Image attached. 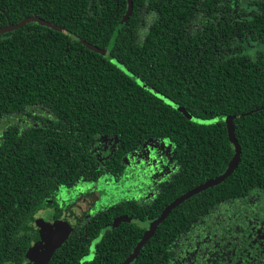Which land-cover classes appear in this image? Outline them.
<instances>
[{
    "label": "trees",
    "instance_id": "trees-1",
    "mask_svg": "<svg viewBox=\"0 0 264 264\" xmlns=\"http://www.w3.org/2000/svg\"><path fill=\"white\" fill-rule=\"evenodd\" d=\"M247 1L132 0L122 23L127 0H0V28L28 17L61 28L29 23L0 34V119L32 120L0 139V264L26 262L27 226L60 189L143 177L158 183L156 194L97 214L48 262L122 264L148 222L227 169L235 148L221 117H231L237 168L173 209L131 264L214 258L221 236L239 225L231 207L264 193V50H247L264 45V0H254L251 15L237 12ZM36 107L48 116L27 112ZM153 152L161 158L152 163ZM174 164L178 172L164 179ZM260 215L264 225L263 208ZM119 216L132 222L111 229ZM230 235L242 237L241 264H259L264 232L243 226Z\"/></svg>",
    "mask_w": 264,
    "mask_h": 264
},
{
    "label": "flooded vegetation",
    "instance_id": "flooded-vegetation-1",
    "mask_svg": "<svg viewBox=\"0 0 264 264\" xmlns=\"http://www.w3.org/2000/svg\"><path fill=\"white\" fill-rule=\"evenodd\" d=\"M257 3L259 2L254 0H249L247 2H244L242 5L243 10L238 9L237 12L244 11L245 15H251L252 7ZM218 13L221 14L222 10ZM253 47H254V51L252 49ZM247 50L250 51V53H255L257 52V50H264V45H257L256 43L249 44ZM108 144H111V142H108ZM101 145H99L98 143L96 147L99 148V150H101L100 148ZM140 157L141 156L138 155V158L134 161L135 165H137L141 160ZM157 158L158 159L161 158V152L160 153L153 152V154H151L150 161L152 163L154 161L156 162ZM153 170H155V168ZM177 172H178V167L176 164H174L171 173L168 175L163 174V178L169 179L172 175L176 174ZM107 179L106 181L98 180L97 182H92V181L79 182L70 188L60 189L59 191H57L53 199L48 200L47 204L38 210L35 217L38 216L39 214H45L44 212H46L47 216L45 217V221L50 222L52 228L54 227L53 224L55 223V221L61 220L62 221L61 225H58L57 227L66 224L67 226L71 227V229L69 230L70 233L71 231L76 229L80 230L83 226L88 224V221L90 219H92L102 211H105L107 208L115 206L117 203H119V201H123V203L132 202L136 205L142 206L143 198L145 194L152 195L158 192V183L148 182L149 180L148 179L145 180V178L143 177L141 179L139 178V181L134 182L132 180L129 183H126L124 179H122V182H117L109 178ZM108 181L110 182V184H114L118 188L120 187L121 191L118 190L119 192H115V191L104 192L102 193V195L98 196L99 198L92 200V197H90V195L93 193V190H97L96 188H98L99 186H100L99 188L104 187V182L107 184ZM255 199H258L257 204H252L250 200L246 202L243 201L242 199L235 204V207H231L233 211L231 218H235L233 220V223L240 225V226L239 225L235 226V228L232 230L229 227L231 232L239 231L240 228L245 226V228L249 227V229L251 228V230L252 229L256 230L258 233H260V235H263L264 225L259 224V222H256L255 220L258 219V216H261L260 214L262 212V208L264 209V193L259 192L257 197H254L251 200H255ZM250 204L252 205L253 208L250 207ZM75 205H77L78 208H74ZM81 205H83L82 212H80ZM119 219H123V220H121L118 226L112 227L113 223ZM125 222L126 223L132 222V218L127 216L116 217L113 219L112 223L110 224V228L111 229L117 228L122 223ZM150 223L151 221L148 222V225L144 231L148 229ZM140 224L142 226V223ZM222 230L223 229L221 227L220 231L222 232ZM144 231H142L141 233L144 234ZM231 232L229 231L227 232L226 241L224 235L221 236L218 243V247L215 249L214 258H210L205 264H241L240 256L241 253L243 252L241 245L242 237L239 236L237 239H234L231 237V235L229 236ZM123 239L125 240V244H127L126 235H123L122 241H124ZM223 240L226 243H223L224 242ZM98 242L99 241L96 242L95 239L91 244H89L87 254L85 257H87L88 254L94 250V247ZM133 249L134 247L132 248V251ZM131 253H129V255ZM209 254L210 253L208 252L206 256H208ZM257 255H259L260 257L259 264H264V251H261V253L259 254L257 253ZM79 263L80 261L76 262L75 264H79ZM185 264H190V262H186Z\"/></svg>",
    "mask_w": 264,
    "mask_h": 264
},
{
    "label": "water",
    "instance_id": "water-1",
    "mask_svg": "<svg viewBox=\"0 0 264 264\" xmlns=\"http://www.w3.org/2000/svg\"><path fill=\"white\" fill-rule=\"evenodd\" d=\"M131 13H132V0H127V11H126V13L122 19V23H124L128 20ZM29 23H38L42 26H46V27L51 28L53 30H57V31L61 30L60 27L55 26V25H53V24H51L45 20H42L39 17H28V18L23 19L22 21H20L16 25L9 24L6 27L0 28V34H4V33H8V32L18 30V29L24 27L25 25H27ZM82 44H84L90 50H93V51L99 52V53H103L101 50H99V49H97V48H95V47H93V46H91L85 42H82ZM179 110L181 111V109H179ZM187 117L189 119H191L190 116H187ZM232 119L233 118H231V117H221V120L226 124L228 139H229L230 143L234 145V148H235V155H234L232 161L230 162V164L228 165L227 169L224 171V173L222 175L216 177L215 179H212L208 182H205V183L189 190L188 192H186L182 196L175 199L171 204H169L162 211L160 216L156 220L152 221L149 224L148 229L144 232L142 238L136 244L132 253L124 260V262L122 264H131L137 258V255L140 252V250L142 249V247L154 235L157 227L168 217V215L170 214V212L173 209H175L181 203H183L184 201L193 197L194 195H196L202 191H205L211 187L219 185L226 178H228L233 173V171L237 168L239 161H240V146L238 145V142L234 136V128H233V124H232ZM121 220H123V219H119V220L115 221L113 223L112 227L118 226V224L121 222ZM70 229H71V227L67 226L66 224L59 226L53 231L52 234H50L47 237V239L45 241V245L42 247V249H40L41 246H40V248H39V246L34 247V248L31 247L27 256H29V255L33 256L37 253L36 257L33 259V264H48L51 256L55 252V250L58 249L59 247H61V245L64 243L65 239L68 236Z\"/></svg>",
    "mask_w": 264,
    "mask_h": 264
},
{
    "label": "rangeland",
    "instance_id": "rangeland-1",
    "mask_svg": "<svg viewBox=\"0 0 264 264\" xmlns=\"http://www.w3.org/2000/svg\"><path fill=\"white\" fill-rule=\"evenodd\" d=\"M252 49L254 51V47ZM27 112H29L33 116L35 115L41 116V117L48 116V113L45 110H43L42 108H37V107L31 108ZM31 124H32V120L26 115H12V116H8L3 119H0V138L4 130L10 125H20L21 127H26V126H30ZM99 187L96 188L97 190H93V193L90 195V197H92V200L99 198L98 196L102 195V193L104 192H108V191L119 192L118 190L121 191L120 187L118 188L114 184H110L109 181L107 184L104 182V187L102 188H99ZM74 208H78V206L75 205ZM82 208H83V205H81L80 207V212H82ZM44 213L45 214H39L38 216L33 218L27 226V232L30 234L31 239H32L31 241L32 248L37 247V246H39L40 248L41 246L40 249H42V247L45 245V241L47 237L53 233V231L57 228L58 225H61L62 223L61 220L55 221V223L53 224L54 227L52 228V225H50V222L45 221V217L47 215H46V212ZM36 254L33 256L31 255L27 256L26 262L24 264H33V259L36 257ZM63 260L65 263L67 259L64 257Z\"/></svg>",
    "mask_w": 264,
    "mask_h": 264
}]
</instances>
